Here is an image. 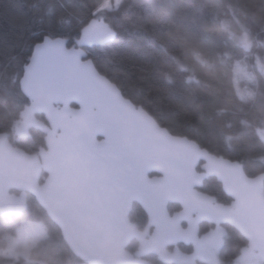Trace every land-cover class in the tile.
I'll return each mask as SVG.
<instances>
[{
  "label": "trees",
  "instance_id": "obj_1",
  "mask_svg": "<svg viewBox=\"0 0 264 264\" xmlns=\"http://www.w3.org/2000/svg\"><path fill=\"white\" fill-rule=\"evenodd\" d=\"M104 1L60 0L63 10L57 16L41 18L33 5L48 0H0V134L28 152L45 145L46 134L39 130H32L31 138H14L31 103L20 79L32 45L45 33L75 42L82 28L97 21L115 38L86 50L127 98L172 134L238 162L251 177L264 174V139L259 134L264 127V72L254 69L251 82L236 80L239 64L252 70L257 56L264 61V0H122L117 7L101 9ZM243 87L250 92L242 95L238 88ZM202 190L221 203L231 202L215 177L205 179ZM28 202L21 215L0 214V249L25 221L43 223L49 236L27 255L11 258L0 252V264H87L71 251L35 197L29 194ZM179 208L169 205L171 213ZM130 219L141 230L148 224L137 204ZM226 227L220 254L228 262L246 250L247 240L236 228ZM136 245L133 241L128 248L134 252Z\"/></svg>",
  "mask_w": 264,
  "mask_h": 264
},
{
  "label": "water",
  "instance_id": "obj_2",
  "mask_svg": "<svg viewBox=\"0 0 264 264\" xmlns=\"http://www.w3.org/2000/svg\"><path fill=\"white\" fill-rule=\"evenodd\" d=\"M93 28L112 36L92 45L115 38L104 24ZM92 45L80 49L93 80L87 108L78 100L66 105L52 99L46 86L23 71L20 87L31 103L15 133L27 138L36 129L46 141L28 152L0 134V214H23L29 194L34 196L87 264H149L128 249L131 241L140 243L141 254L150 245H198L203 222L236 228L247 240L246 252L264 258V174L251 177L238 162L172 134L99 71L86 50ZM61 116L63 126L57 123ZM100 118L119 133L115 145L102 152L94 147L107 138ZM209 177L221 183L230 204L201 190ZM135 203L153 227L149 239L130 219ZM170 204L180 210L171 213Z\"/></svg>",
  "mask_w": 264,
  "mask_h": 264
},
{
  "label": "snow or ice",
  "instance_id": "obj_3",
  "mask_svg": "<svg viewBox=\"0 0 264 264\" xmlns=\"http://www.w3.org/2000/svg\"><path fill=\"white\" fill-rule=\"evenodd\" d=\"M105 7L104 5L102 6ZM41 18H51L63 10L60 0H48L42 6L33 5ZM92 21L77 33V40L73 42L64 36L52 33L40 35L33 43L31 54L24 65L26 75H31L40 85L46 86L52 94V99H61L67 105L70 100H78L82 108H87L92 102L90 89L93 86L89 65L81 59L80 51L84 45H92L111 39L112 33L105 31L98 33ZM100 123L106 129V141L102 145H94L97 151L114 146L118 130L111 129L100 118Z\"/></svg>",
  "mask_w": 264,
  "mask_h": 264
},
{
  "label": "rangeland",
  "instance_id": "obj_4",
  "mask_svg": "<svg viewBox=\"0 0 264 264\" xmlns=\"http://www.w3.org/2000/svg\"><path fill=\"white\" fill-rule=\"evenodd\" d=\"M122 0H105L102 5L103 8L117 7ZM246 45H250V43L244 39ZM254 69H257L261 72H264V61L262 58L257 56L256 63L253 64L252 70L245 64H239L236 69V80L237 81H246L251 82L255 80ZM244 88V87H243ZM238 88L239 92L244 95L250 92L247 88ZM21 122V121H20ZM19 122V124H20ZM19 124L17 126H19ZM259 134L264 139V127L259 129ZM225 227L221 228H210L204 232L207 240L210 242L206 245V256H199L196 253H201L202 247H197L193 252H186V255H183V258L187 264H201L200 259H207L209 264H218L223 262L221 256H219V248L224 239ZM49 236V232L47 227L41 223L36 221H25L23 225L19 228L16 235L10 236L8 238V245L4 249H0V252L7 257L16 258L20 255H27L30 250L38 244V242L42 239H45ZM196 252V253H195ZM196 254L197 256H194ZM231 262V260H229ZM231 263L234 264H263L264 258H261L256 255L246 256L242 254L232 260Z\"/></svg>",
  "mask_w": 264,
  "mask_h": 264
},
{
  "label": "flooded vegetation",
  "instance_id": "obj_5",
  "mask_svg": "<svg viewBox=\"0 0 264 264\" xmlns=\"http://www.w3.org/2000/svg\"><path fill=\"white\" fill-rule=\"evenodd\" d=\"M58 124H60V125H65L66 124V120H65V118L63 117V116H61L60 118H59V120H58V122H57ZM32 130H36V129H32ZM31 130V131H32ZM31 136H32V133H31ZM31 136L30 137H27V138H31ZM9 138H11L10 136H9ZM14 138H19L17 135H15V137ZM201 190H202V188H201ZM223 190V189H222ZM15 191V190H14ZM203 191V190H202ZM17 193H19L18 191H16ZM204 192V191H203ZM224 192V191H223ZM225 193V192H224ZM229 197V196H228ZM230 198V197H229ZM231 199V198H230ZM218 201V200H217ZM231 201H232V199H231ZM219 202V201H218ZM219 203H221V202H219ZM231 203V202H230ZM230 203H227V204H230ZM135 204H137V203H135ZM134 204V205H135ZM224 204H226V203H224ZM138 205V204H137ZM140 206V205H139ZM134 207V206H133ZM141 207V206H140ZM180 207V206H179ZM142 208V207H141ZM133 209V208H132ZM143 209V208H142ZM180 209V208H179ZM147 218H148V216H147ZM203 224H205V228L204 229H202L201 228V226L203 225ZM184 225H186V224H184ZM222 226H224L225 227V233H224V239H223V241H222V243H221V245H220V248H219V256H221V250H222V248H223V246H224V241H225V237H226V232H227V227L226 226H228V225H220V226H217V225H215V224H211V223H209V222H203V223H201V225H200V238L202 239V242L201 243H199L198 245H194V244H189V245H187V244H184V243H179V244H177V245H169V246H166V247H164V248H160V247H155V246H153V245H150L148 248H147V250L143 253V254H141L140 253V243L137 241V240H133V241H135V242H137V247H136V250L133 252V251H131L129 248V250L131 251V252H133L136 256H138V257H143L144 259H146L147 261H152V260H156V261H158V262H161L162 264H187V262H185V260H184V258H183V255H186L188 252H193V251H195V249L197 248V247H202V248H200V249H202V251H201V253H196L197 255H199V256H206V245L207 244H209L210 242L207 240V238H206V236L208 235H204V232L206 231V230H208V229H210V228H221ZM143 231L145 232V236H146V238L147 239H149L150 238V236L152 235V233H153V227L149 224V222H148V224H147V226L145 227V229H143ZM133 241H131V243L133 242ZM130 243V244H131ZM187 252V253H186ZM196 254H194V256H197ZM242 254H245L246 256H248L249 257V255H250V253H248V252H246V250L242 253ZM241 254V255H242ZM254 255V254H253ZM171 256H176V257H178L179 259L178 260H173V259H171L170 257ZM240 256V255H239ZM257 256V255H256ZM236 258V257H235ZM234 258H232L231 259V262H232V260H233ZM201 260V264H209V261L207 260V259H200ZM231 262H225L224 260H223V262L222 263H219V261H217V263L218 264H234V263H231ZM150 264V263H149Z\"/></svg>",
  "mask_w": 264,
  "mask_h": 264
}]
</instances>
